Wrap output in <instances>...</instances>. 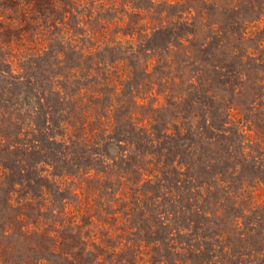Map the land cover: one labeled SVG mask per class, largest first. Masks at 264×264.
Returning <instances> with one entry per match:
<instances>
[{
    "label": "rangeland",
    "instance_id": "rangeland-1",
    "mask_svg": "<svg viewBox=\"0 0 264 264\" xmlns=\"http://www.w3.org/2000/svg\"><path fill=\"white\" fill-rule=\"evenodd\" d=\"M0 264H264V0H0Z\"/></svg>",
    "mask_w": 264,
    "mask_h": 264
},
{
    "label": "trees",
    "instance_id": "trees-1",
    "mask_svg": "<svg viewBox=\"0 0 264 264\" xmlns=\"http://www.w3.org/2000/svg\"><path fill=\"white\" fill-rule=\"evenodd\" d=\"M52 107V110H51ZM48 108V110L44 111H34L35 114H40L41 119L43 118V124H37L36 120H30L29 125L30 129L28 134L26 135V139L22 141L21 143L17 142L16 145L19 147H26L27 151H32L33 149H39L40 151L43 150V148L52 149L50 151L54 150V154L61 157L62 160H66L69 163H73L75 160L73 152L70 150V146L72 145V141L69 142L65 138L66 133L64 131L63 125L64 121H62L60 118H58V110H56V106H51ZM36 109V107L34 108ZM50 109V110H49ZM63 128V132H56V129ZM114 145L120 146V142H114ZM15 146V144L13 145ZM44 151V150H43ZM71 152V153H70ZM88 153V150L86 151ZM110 153L111 150H108ZM113 152V151H112ZM94 156H97L94 152L89 154V158H92ZM45 159L41 160L48 164H53V161L51 158H49L48 155L44 156ZM50 161V162H49ZM38 165V164H37ZM4 169H10L9 166H4ZM180 182V180H178Z\"/></svg>",
    "mask_w": 264,
    "mask_h": 264
}]
</instances>
